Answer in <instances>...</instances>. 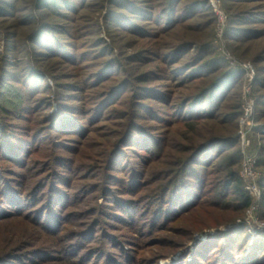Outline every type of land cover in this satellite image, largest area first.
Instances as JSON below:
<instances>
[{
  "label": "rangeland",
  "instance_id": "1",
  "mask_svg": "<svg viewBox=\"0 0 264 264\" xmlns=\"http://www.w3.org/2000/svg\"><path fill=\"white\" fill-rule=\"evenodd\" d=\"M73 1L77 4L76 6L82 2V0ZM196 1L198 0H174L176 16H182L186 11L185 6ZM203 1H206L208 9L205 7L185 12L188 14H184L182 20L174 24V17L169 16L171 7L164 0H122L124 10L111 5L109 0H85L84 6L76 9L74 14L69 15L71 18L67 19L57 17L54 7H50L43 13H36L42 14L40 19L32 17L28 15L29 9L27 10L24 5L27 0H15L10 2L13 4L11 11L9 9L11 17L6 16L7 8L5 12L0 13V69L9 65L8 68L12 72L19 74L23 71L27 72L30 65L40 76V80L45 78L42 88L45 86L51 88L50 92H39V95L32 97L36 102L34 105L38 106L39 110L28 123L34 127L29 128L26 138L31 140V133L34 130L38 132L36 139L43 135L36 141V148H34L35 144H30L32 151L20 161L29 158L42 159L54 151L59 156L75 158L78 162V171L71 175L73 181L72 187L69 188V192L76 196L75 207L65 212L68 218L74 216L72 220L74 227L70 230L80 231L85 222L94 220L95 206L103 208L104 204H111L108 202L109 199H105L109 197L110 192L107 197L104 196L103 187H110L114 194L109 198L119 193L124 194L123 198L128 197L133 200H136L137 196L141 203L136 200L132 206V221L137 223L134 226L135 230H132V236L127 231L119 230L121 222L106 221L108 222L106 224L112 228L109 233L118 236L126 233L125 239L130 236L132 242L138 244L135 247L132 246L135 249L134 264H192L193 262L217 264L221 258V244L225 242L223 239L218 241L217 238L235 225L246 227L248 234L245 242L246 249H249L257 238L264 241V219L260 214L262 194L258 183L263 172L258 162L260 157L264 156V0H215V7L209 0ZM132 3H135L133 7ZM128 8L139 11L140 18L134 17ZM214 9L222 14L221 21L220 15ZM61 12L68 14L67 11ZM144 13H147L146 19L143 17ZM119 16L123 18V21H119ZM38 20L42 26L53 27L52 29L56 32L44 31L39 44L33 48L26 37L34 32L31 22ZM125 23L136 24L147 36L124 34L117 25ZM229 27L232 28L231 34L235 30L236 32L244 30L247 35H243L240 39L241 33L238 32L231 35L233 36L231 38L228 35ZM186 41L188 43L191 41L193 46L187 51L185 57L178 64H166L165 58L170 50ZM207 41L210 49L205 54V61L217 59L213 67H218V74L226 70L233 72L229 82L224 84L226 97L221 103L223 108L220 111L221 113L236 112L238 116L234 121H226L222 125L216 120L204 121L201 125L194 127V132H191V129L179 122L183 119L174 125L166 122L177 121L172 114L175 104L181 100L180 94H184L183 96L196 94L194 85L200 80L186 82L180 87L181 81L178 84L173 80V69L185 66L187 61L197 53L199 46ZM24 42L26 45H23ZM16 44L19 45V51L8 50V47ZM48 49L52 54L47 53ZM32 50H34L33 53ZM69 58L73 60L66 61ZM111 62H114V67L105 70L108 65H112ZM102 67L104 68L101 70ZM141 73H149L150 79L145 84L132 82V76ZM94 74L97 79L99 77L102 80L97 87L91 86V83L96 82L92 79ZM189 76H191L190 73L186 75V78ZM123 82L129 86L122 87ZM58 84L65 87L59 88ZM114 86H118L120 91H116L114 99L110 101L111 105L108 104L105 111L102 110V114L96 116L95 108L107 100L103 95ZM135 86L147 88L146 93L137 91ZM59 92H65L61 100L70 110L69 113L64 114H68L74 120L76 124L75 128L73 127L74 130L79 128L84 132L81 139L76 137V133H64L54 129L50 131L51 119L48 116L58 111L56 98ZM133 93L134 96H132ZM137 94L140 99L134 98ZM133 102H139L142 108L136 120L137 130L131 133L130 136L134 135L132 140L122 144L126 147L122 149V154L116 157L117 164L112 162L110 165L109 156H112V152L117 148L116 142L121 139L120 133L124 132L129 119L138 109L133 107ZM97 112L100 113V111ZM14 122L21 127L25 126L24 124L27 125L20 119ZM212 136L233 138L230 146L229 144L223 146V153L218 159L213 160L214 162L218 160L219 165L225 164L232 152H238L231 168L237 170L243 189L249 195V206L244 211L234 212L232 215L234 220L230 221L228 218L232 214L231 211L223 209L222 206H214L213 195L207 193L198 206L171 220L172 222H168V219L163 220V217L159 219L157 223L159 228L152 231L147 223L150 216L146 208L156 197L154 194L159 192L165 182L170 179L164 171L168 172L172 168L168 164L176 159L173 155L177 150H181V156L189 157L194 146H198ZM72 140H79V145L71 144L80 152L70 154L63 149H57ZM158 141L162 143V147L159 146ZM158 147L161 148L159 153ZM221 149L222 147L214 149L213 154ZM1 154L0 152V166L6 178L12 181L19 179L14 176L12 173L14 172L24 174L20 177L22 181L29 180L33 170L28 172L26 168H29L30 163L26 168L18 169L13 165V160L5 159V156ZM206 158L208 153L199 157L198 162ZM247 160L252 161V168L256 174L254 183L260 191L258 203L253 202L252 194L246 190L248 180L245 179L244 165L248 163ZM122 161L124 162L120 169ZM131 167L136 174H139L136 181L143 184L135 197L123 187L119 188L112 180H106L103 185L104 172L117 179H126ZM36 168L39 167L35 166ZM48 182L45 183L41 192L47 189ZM89 187L97 191L90 195ZM209 188H213L212 184L204 189L209 190ZM64 190L68 191L66 188ZM28 210L32 211L34 208L32 209L31 205L26 207L23 214ZM90 212L94 214L89 215ZM140 213H144V216L135 220L134 218ZM117 216H121L119 212ZM17 217L13 215L11 218L1 219L0 247L5 241L10 246L23 241L24 250H28L54 242L52 238L43 236L39 238L36 230L29 229L31 227L28 223ZM28 217L31 220L32 216ZM100 231L101 227L98 228L92 241L86 245H89L91 250L99 247L102 241ZM34 234L35 237L32 238ZM65 240L68 244L74 241L73 238L68 237ZM28 244L32 247H28ZM125 246V248L131 247L129 244ZM86 250L85 246L81 248L78 256L83 255ZM111 252H113L111 256L122 260L117 250L113 249ZM93 253L86 259L89 264L104 261L100 252L95 254L93 251ZM43 264L64 263L52 261Z\"/></svg>",
  "mask_w": 264,
  "mask_h": 264
},
{
  "label": "trees",
  "instance_id": "2",
  "mask_svg": "<svg viewBox=\"0 0 264 264\" xmlns=\"http://www.w3.org/2000/svg\"><path fill=\"white\" fill-rule=\"evenodd\" d=\"M12 1L15 0H0V13L5 12V9L7 8L8 10H6V16L11 17L12 14L10 11L13 8V4L10 2ZM121 1L122 0H109V3L111 5L118 6L121 10H124L125 6ZM164 1H166V4H169L171 7L169 16L174 17L173 24L176 21L182 20L184 14H188L185 12H192L196 9L205 7L207 8L206 1L198 0L185 6L184 10L186 9V11L183 12L182 16L177 17V9L174 7V0ZM84 4L85 0H82L79 6H76L77 4H75L73 0H27V3H24L25 8L27 10L29 9L28 15L32 17L35 16L36 18L38 17V19H40L42 14L36 13H43L50 7H54L56 9L55 14L57 17L66 19L71 18L69 15L74 14L76 9L83 7ZM134 4L132 3V7ZM128 10L134 17L138 16L140 18L141 13L139 11L134 8H128ZM61 11H67L68 14H62ZM144 14L145 15L143 17L146 19L145 17L147 16V13ZM118 19L119 21H123V18L120 16ZM158 20H160L159 17ZM31 24L34 26V32L31 36H27L26 38H28V43H30L33 48L39 44V40L42 38V33L44 31L52 33L56 32L52 29L53 27L46 25L42 26L39 20L37 22H31ZM117 28L121 29L124 34H132L133 36L138 37L147 36V34L141 31L136 24H120L117 25ZM231 32L232 28L229 27L228 35L231 38L233 37L231 35L238 32L241 33L240 39L243 35H247V32L244 30H237V32L235 30L232 34ZM13 37L15 36L13 35ZM190 42L188 43L186 41V43H181L172 48L170 53L166 55V64H178L183 57H185L187 51L192 48L193 43ZM23 45H26V42H24ZM18 48L19 45L16 44L12 47H8V50L19 51ZM209 49L208 41L206 43H202V45L199 46L197 53L187 61L185 66L173 69V80L178 84L181 81V85H179L180 87L189 81H200L194 85L196 94H192L190 96H183L184 94H180L179 97H181V100H178L175 104V110L172 114L177 121L166 122L169 123V125H174V123H178L180 119H183L179 122H182L185 127L191 129L190 131L192 132L195 130L194 127L201 125L204 121L216 120L222 125L226 121L231 122L237 118L238 114L236 112L221 113L220 111V109L223 108V104L221 103L225 101L226 97L224 95V84L229 82L228 80L231 76H233V72L226 70L225 72L223 71L218 74V67H213L218 60L211 59L205 61V54ZM33 51L34 50H32V53ZM47 51L49 55L52 54L49 49ZM72 60V58H69L66 61L71 62ZM111 64L112 65H108L105 70H108L109 67H114V62H111ZM8 66L9 65H6L0 69V152L2 153L1 155L5 156V159L8 158V160H13V165L18 169L26 168L28 163H30L29 168L26 169H28V172L33 171L32 174H30L29 180L25 181L20 179V177L24 176V174H16L12 172L14 176L19 177V179L17 178L12 181L6 178L4 173L2 174L4 170L2 166H0V221L1 219L11 218L13 215H16V217L18 216L17 218H21L23 221L28 223L31 227L29 229L36 230L39 238H42V236L52 238L54 242H49L46 245L42 244L39 247L24 250L25 248H23V245L25 244H22L23 241L17 242L11 246L5 241L3 242V246L0 247V264H43L52 261H59L64 264H89L86 259L88 256H92V254H94L93 251H95V254L100 252L104 258L103 262L98 261L97 264H126L127 262L134 264L135 259H133V253L135 252V249L133 247L138 244L132 242L130 236H132V230H135L134 226L137 225V223H133L132 221V206H134L136 200L139 201L135 195L139 194L140 189L143 187L142 182L136 181L138 178L137 175L139 174H136L132 167L130 168V173H128L126 179H117L104 172L102 174L103 185L106 180H112V182H114L119 188L123 187L127 192L130 191L129 194L131 196L134 195L136 200L128 197L123 198V193H119L118 195L109 198L114 194H112L110 187H103L102 194L104 196L107 197L110 192L109 197L105 199H109L108 202L111 204H104L103 208L105 209L95 206L93 208L96 214V218L94 220H88L85 223L83 222V228L80 231L70 230V228L74 227V222L72 221L74 216L72 215L68 218L65 215V212L67 213L75 207L76 196H73L72 193L69 192V188L72 187L73 181L71 175L78 171V162L75 158H66L63 155L59 156L55 154L54 151L42 159L34 160L33 158H29L24 161H20L24 156L26 157V155L32 151L30 144H35L36 141L43 135L41 134L39 138L36 139V134L38 132H35L36 130H34V132L31 133V140L26 138L29 128L34 127L33 125H28V123H30L34 117L33 115L38 113L39 110V107L34 105L36 102H34L35 99L32 97L39 95V92H50L51 88H48V86L42 88L44 85L43 80H45V78L40 80V76L35 73V70L33 71L30 65H28L27 72L23 71L19 74H16L14 71L12 72ZM11 66L15 67V65ZM103 68L104 67H102L101 70ZM188 73H190L191 76L186 78ZM92 79H94V82L96 80V82L95 84L91 83V86L96 85L97 87L100 85L99 82L102 81L99 77L98 79L96 78V74H94ZM149 79V73H141L137 76H132V82L134 83L145 84ZM30 82L31 84H29ZM121 86L127 87L129 84L123 82ZM58 87L64 88L65 86L58 84ZM135 89L137 91H142V93H146L145 89L147 88H139L138 86H135ZM116 91H120L118 86L111 87L108 92H105L103 96H105L107 100L102 104L97 105L95 108L96 116H100L102 114L101 111H105L104 109L108 104L111 105L110 101L114 99V95L117 93ZM59 93L60 94H58L56 98V101L58 102V111L48 116V118L51 119L50 123L52 128H50V131L54 129L64 133H76V137L81 139L84 136V132L80 131L79 128L74 130V125H76L74 120H72L71 116H68V114H64L70 112V110H68L65 106V103L61 100V97L65 92ZM132 96H134V93ZM136 96L137 97H134L135 99H140L139 94ZM133 103V107L135 106L138 109L134 111L133 115L129 119V123L125 126L124 132L120 133L121 139H118L116 142L117 148L114 152H112L113 155L109 156L110 159L108 162L110 165L112 162L117 164L118 160H116V157L119 156L120 153L122 154V149L126 147V145L123 146L122 144L127 143L130 139L132 140V136L134 135H130L131 133H135L137 130L136 120L138 119L142 108L139 102ZM235 109H238V107H235ZM97 111H100V113L98 114ZM184 117L187 120H185ZM19 119L27 123V125L24 124V128L17 126L16 122H14ZM69 141H67L64 146L57 147V149H63L64 152H68L70 154L80 152L79 149L77 150V147L75 148L72 145H79V140ZM232 141L233 138L212 136L210 139L198 146H194L195 148L193 147L191 149L189 157L181 156L180 152L182 151L177 150L176 154L173 155L176 159L168 164V166L172 168H170L168 172L164 171L170 179L165 182L159 192L154 194L156 197L151 200L150 206L146 208V211H148L150 216L147 223L152 231L159 228V225H157L159 219L163 217V220L165 219L166 221L168 219V222H172L178 216H182L189 212V210L194 209L196 205L198 206L204 199L202 197H204L207 193L213 195L215 199L213 203L214 206H222L223 209L231 211L232 214L228 218L230 221L234 220L232 217L234 212L244 211V209L249 206V195L243 189V184L238 176L237 170L231 168L232 165H234V160L236 159L238 152H232L233 154L231 153V155L228 156L229 159L225 164L221 163V165H219L217 162L218 160L216 162L213 160L218 159L221 153H223L222 151H224L223 146L228 144L230 146ZM159 142L160 141H158L159 146L162 147V143ZM219 147H222V149L213 154L214 149ZM34 148H36V144ZM160 151L161 148L158 147V153ZM151 153L153 154V152ZM206 153H208V158H206V160H199L198 162V158ZM263 157L264 156H261L258 162L259 166L263 168V172L261 173L258 183L262 194L260 201L262 209L260 214L264 219ZM123 162L124 161L121 162L120 169L123 166ZM35 166L39 168L35 169ZM47 181H49L47 189L44 192H41ZM209 184H212L213 188L205 190L204 188L209 187ZM64 188L68 189V191H65ZM201 190H203V192ZM95 191H97V189H92L91 187L88 188V194L90 195ZM105 199L104 201L108 203ZM138 203L141 202L139 201ZM30 205L32 209L34 208V210H36H28L25 214H23L24 209ZM101 209H103V211ZM94 212H90L89 215H93ZM118 212L121 216H117ZM28 216H32L31 220ZM142 216H144V213H140L138 217H135L134 219L136 220L142 218ZM112 220L121 222L119 230L127 231L128 234L130 233V236L125 239L127 236L125 235L126 233L120 234L119 236L109 233L112 228L109 224H106L108 223L106 221ZM100 227V237L102 241L99 243V247L91 250L89 245H86L89 241H92L98 228ZM34 237L35 234L32 238ZM38 237L37 239H39ZM66 237L73 238L74 241L68 244L65 240ZM217 239L218 241L221 239L225 241L221 244V258L217 264H264V241L261 238H257L251 247L246 249L245 242L248 239V234L244 225H235L229 228L225 234H221ZM128 244L131 245V247L128 246L129 248H125V245ZM84 246L87 247V250L83 253V255L80 254L78 256L79 251ZM28 247L32 246L28 244ZM113 249L119 252L117 254L122 260H118L117 258L111 256V253H113L111 251ZM192 264H198V262H193Z\"/></svg>",
  "mask_w": 264,
  "mask_h": 264
},
{
  "label": "built area",
  "instance_id": "3",
  "mask_svg": "<svg viewBox=\"0 0 264 264\" xmlns=\"http://www.w3.org/2000/svg\"><path fill=\"white\" fill-rule=\"evenodd\" d=\"M211 5L213 7H215V0H209ZM215 12H217L216 9H214ZM219 15H220V21L222 20L223 17L222 14H220L219 12H217ZM248 163L246 165H244V173H245V179L248 180V184H247V187H246V190L252 194L253 196V202L255 201L256 203L259 202L260 200V191L259 189L257 188L256 184L254 183L255 182V178H256V174L252 168V161H249L247 160ZM255 204V203H254Z\"/></svg>",
  "mask_w": 264,
  "mask_h": 264
}]
</instances>
